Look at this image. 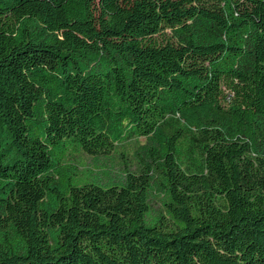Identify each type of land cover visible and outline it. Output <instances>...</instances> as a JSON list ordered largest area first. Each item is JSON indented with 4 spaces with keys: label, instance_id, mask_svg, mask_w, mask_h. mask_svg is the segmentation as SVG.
<instances>
[{
    "label": "trees",
    "instance_id": "16d2710c",
    "mask_svg": "<svg viewBox=\"0 0 264 264\" xmlns=\"http://www.w3.org/2000/svg\"><path fill=\"white\" fill-rule=\"evenodd\" d=\"M0 264H264V0H0Z\"/></svg>",
    "mask_w": 264,
    "mask_h": 264
}]
</instances>
